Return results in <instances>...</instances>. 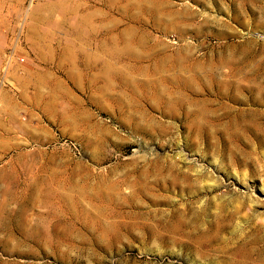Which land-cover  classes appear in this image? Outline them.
Wrapping results in <instances>:
<instances>
[{
    "label": "rangeland",
    "instance_id": "rangeland-1",
    "mask_svg": "<svg viewBox=\"0 0 264 264\" xmlns=\"http://www.w3.org/2000/svg\"><path fill=\"white\" fill-rule=\"evenodd\" d=\"M0 264H264V0H0Z\"/></svg>",
    "mask_w": 264,
    "mask_h": 264
},
{
    "label": "built area",
    "instance_id": "built-area-1",
    "mask_svg": "<svg viewBox=\"0 0 264 264\" xmlns=\"http://www.w3.org/2000/svg\"><path fill=\"white\" fill-rule=\"evenodd\" d=\"M32 1H35V0H30V2H32Z\"/></svg>",
    "mask_w": 264,
    "mask_h": 264
}]
</instances>
